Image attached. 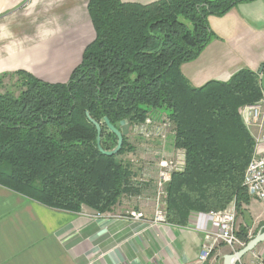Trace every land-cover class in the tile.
Returning <instances> with one entry per match:
<instances>
[{"label": "trees", "instance_id": "obj_1", "mask_svg": "<svg viewBox=\"0 0 264 264\" xmlns=\"http://www.w3.org/2000/svg\"><path fill=\"white\" fill-rule=\"evenodd\" d=\"M254 1L89 0L96 37L67 83L26 71L0 76V88L15 80L0 91V185L56 210L113 212L132 189V166L121 158L128 138L123 134L118 155H103L87 113L102 125V148L111 151L117 138L104 118L121 130L125 121L142 124L162 110L175 148L186 152L184 170L166 185V222L186 227L193 212L234 205L243 219L236 235L248 244L252 198L244 177L255 140L241 109L264 98L260 76L243 69L227 82L194 87L181 66L216 39L210 16Z\"/></svg>", "mask_w": 264, "mask_h": 264}, {"label": "crops", "instance_id": "obj_2", "mask_svg": "<svg viewBox=\"0 0 264 264\" xmlns=\"http://www.w3.org/2000/svg\"><path fill=\"white\" fill-rule=\"evenodd\" d=\"M121 1L148 5L159 0ZM88 5L89 0H0V76L26 71L45 82L67 83L96 37ZM208 23L216 39L181 66L192 86L227 82L243 69L259 72L264 0L212 15ZM168 142L174 156V134ZM135 209L143 215L140 220L124 211L121 217L95 218L87 207L79 213L52 209L0 185V264H201L203 233L191 225L152 223L150 202ZM246 210L254 221L248 229L253 239L264 231V203L251 199ZM241 224L239 219L236 225ZM236 251L219 244L209 264L217 259L221 264ZM239 263L264 264V242Z\"/></svg>", "mask_w": 264, "mask_h": 264}, {"label": "built area", "instance_id": "obj_3", "mask_svg": "<svg viewBox=\"0 0 264 264\" xmlns=\"http://www.w3.org/2000/svg\"><path fill=\"white\" fill-rule=\"evenodd\" d=\"M263 105L264 98L256 104L247 105L241 109L243 121L255 140L254 153L245 172L244 186L252 199L262 203H264ZM136 129H138V133L144 137H156L160 139L165 136L164 132L167 129L173 131V126L166 115L156 118L151 115L144 123L136 126ZM159 159L155 223L166 222L164 213L166 185L171 181L174 172H181L184 170L186 165V152L184 149H178L175 155L170 158L166 157L164 152L159 153ZM142 216L141 213H133V217L136 220H140ZM236 224L237 211L234 205L220 212L191 213L188 225H191L193 229L203 233L205 238V244L199 255V262L201 264H207L211 254L220 242L230 246L234 251L244 246L236 235Z\"/></svg>", "mask_w": 264, "mask_h": 264}, {"label": "rangeland", "instance_id": "obj_4", "mask_svg": "<svg viewBox=\"0 0 264 264\" xmlns=\"http://www.w3.org/2000/svg\"><path fill=\"white\" fill-rule=\"evenodd\" d=\"M15 80H8L4 82V86L0 88L1 92H4L7 88H10ZM152 114V112H150ZM150 114V115H151ZM155 118L162 117V115H166L165 111L157 110L152 114ZM165 117V116H164ZM139 124H130L129 121H125L122 123L121 132L126 135L128 138V144L130 150L123 154L121 157L125 162H129L132 166V177L129 180V185L132 186L130 193H127L121 199V202L117 204L118 208L123 205L122 209H117V206L114 208L113 212L106 213H98L93 210V214H89L91 217H99V216H111L116 215V217H121L122 212L124 211L129 216L133 217V213L139 214L140 212H136L135 206L137 204L142 203L143 201L150 202L153 204V219L152 223H155V215H156V200H157V182H158V172H159V153L165 154L166 157L170 158L173 154L171 153V147L169 146L168 140L172 138L173 131L167 129L164 133L165 136L163 138L157 139L156 137L147 138L140 135L139 130L136 129V126ZM173 150V149H172ZM260 210H262V206L258 205ZM90 209V208H89ZM92 210V209H91ZM134 218V217H133ZM243 219L237 216V225L238 220ZM250 224V228L253 225V219L248 220ZM164 223V222H161ZM236 225V233L239 230L240 226ZM256 227V226H255ZM255 233V229L252 231ZM220 245L227 246L231 249L230 246L220 242ZM245 246V245H244ZM243 248V247H242ZM240 249V248H239ZM218 260V259H217ZM212 263L218 264L219 262ZM239 262V261H238ZM236 264H239V263ZM223 264L222 260L220 262ZM209 264V261L207 262Z\"/></svg>", "mask_w": 264, "mask_h": 264}, {"label": "water", "instance_id": "obj_5", "mask_svg": "<svg viewBox=\"0 0 264 264\" xmlns=\"http://www.w3.org/2000/svg\"><path fill=\"white\" fill-rule=\"evenodd\" d=\"M260 75V85L264 94V66H262L259 70ZM87 117L90 120V122L96 127L97 130V148L98 150L105 156L113 157L120 153V151L123 148L124 144V137L123 133L120 129H118L115 125L111 123L109 118H104V123L112 134H114L117 138V145L116 147L111 151H105L102 148L101 144V134H102V125L97 122L96 120L92 119L87 113ZM264 242V231L257 234L253 239L249 241L248 244L243 246L240 250L236 251L235 253L226 255L223 259V264H236L240 259H242L247 253L252 252L260 243Z\"/></svg>", "mask_w": 264, "mask_h": 264}]
</instances>
